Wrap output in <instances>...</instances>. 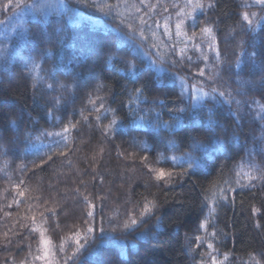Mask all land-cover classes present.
I'll return each mask as SVG.
<instances>
[{"label": "trees", "instance_id": "16d2710c", "mask_svg": "<svg viewBox=\"0 0 264 264\" xmlns=\"http://www.w3.org/2000/svg\"><path fill=\"white\" fill-rule=\"evenodd\" d=\"M247 3L66 0L0 30V264L42 237L69 264L77 233L70 264H264V6Z\"/></svg>", "mask_w": 264, "mask_h": 264}, {"label": "snow or ice", "instance_id": "6c2138e0", "mask_svg": "<svg viewBox=\"0 0 264 264\" xmlns=\"http://www.w3.org/2000/svg\"><path fill=\"white\" fill-rule=\"evenodd\" d=\"M77 2L79 3V2H81V0H77ZM92 3L95 4V0H92ZM255 3L256 4H259L261 6H264V0H255ZM7 6L8 5H5V7H7ZM209 6H211V5H209ZM196 7H201L202 8L203 5L202 4H197ZM100 10L103 11V8L101 7ZM241 15H242V19L247 22L246 23V29L247 30H250V31H254L255 30V27H254V18L257 17V14L256 13L249 14V13L245 12V13H242ZM259 21H264V16L259 17L257 22H259ZM176 27L179 30L180 24H177ZM201 31L210 32L211 30L205 28V29H202ZM199 75L201 77L204 76V69H201L199 71ZM261 83L264 84V80H262ZM48 87L51 88L52 85H48ZM139 91L140 90L137 89V92H139ZM211 92L212 93H216L217 92V89L213 88L211 90ZM203 95H209V93L204 92V90H203L202 87H197L195 85H193L191 87V98L193 100H196L198 98V96H203ZM219 96L220 97H224L225 94L223 92H220L219 93ZM55 102H56L57 105L60 104V100L58 98L56 99ZM89 102L92 103L93 105H95V103H96V101H89ZM101 108H103V105H101ZM96 111L99 113L100 109H96ZM105 111H107V110H105ZM181 111H184V110L181 109ZM100 118H101L100 115H97L96 119L97 120H100ZM84 119L86 120L87 117H84ZM111 123L113 125H115L116 124V121L113 120ZM13 124H15L14 121H13ZM165 124H166V122H165ZM72 127H75V126L72 125ZM17 131H18V129H17ZM68 131H69V127L68 126H65L62 129L61 132H58V133L48 132L47 135L48 136H61L62 134L68 133ZM25 135L27 136V133H25ZM209 139H211V137H209ZM4 140H5V129L0 128V141H4ZM53 143L54 144H58V141H53ZM194 146L195 147H199V148H204V144L202 142H195L194 141ZM0 150H2V145H0ZM50 159H51V157H50ZM145 159H147V158L145 157ZM173 159H175V157H173ZM190 167H191V165H190ZM153 171L155 172V178H156V180L159 181V180H163L165 178H168V180L170 181L171 176H172V173L171 172H165L164 169L153 170ZM180 175L181 176L187 175V170H185L184 172L180 173ZM237 175H239V173H237ZM21 183H23V182H21ZM237 183H239V180L237 181ZM20 195L23 196L24 193L21 192ZM221 197L223 199H226L227 198L226 195H224V190L223 189H221ZM85 200L87 201V198H85ZM92 207H93V205L89 204V208H92ZM157 207L158 206H157V204L154 201H146L145 204H144L143 210L139 213V216L140 217H144L145 215L153 214L154 209H156ZM253 211L256 212L258 210L257 209H253ZM87 215L89 217H94V213L92 211H89L87 213ZM109 223H111V221H109ZM137 223H138V219L137 218H134L133 216L130 215L128 217V219L123 224H116V225H114L111 228V231L112 232H116L118 229H120L122 231L125 230V229H130L133 226L137 225ZM101 225H103V220L101 221ZM200 227L203 228L204 227V224L201 223ZM92 231H93L92 227H88L86 229V233H91ZM105 232H106V229L103 226H101L100 227V233L101 234H104ZM76 237L77 238H76V241H75V251L71 255L66 256V262H69V264H70V262H74L78 258L79 251L85 246L84 244H82L80 242L79 233L76 234ZM196 239L199 242L201 240V237L198 236ZM85 243H87V241H85ZM208 247L211 248L212 245L209 244ZM59 251L61 253H63L65 251V246H64V243L63 242H62V244H61V246L59 248ZM261 255L264 256V253H262ZM81 264H82V262H81ZM212 264H219V262H217L215 259H213ZM255 264H262V261L261 260H257V261H255Z\"/></svg>", "mask_w": 264, "mask_h": 264}, {"label": "rangeland", "instance_id": "374dc122", "mask_svg": "<svg viewBox=\"0 0 264 264\" xmlns=\"http://www.w3.org/2000/svg\"><path fill=\"white\" fill-rule=\"evenodd\" d=\"M65 3L66 0H0V30H10L13 32L15 29L22 26V21L24 19L35 18L36 15H38V11H41V15L46 17L52 14L54 11H62L65 8ZM5 5L8 6L5 7ZM37 5H39V8H37ZM247 6L250 7L261 5L256 4L255 0H249ZM2 13H4V15H2ZM262 16L264 15H258V17ZM262 22L263 21L259 22L260 25ZM1 33L3 32H0V34ZM184 91L186 94L189 92L191 94V88L189 89L187 85L184 87ZM207 97L208 95L198 96L196 100L192 99L193 104L197 105ZM54 247L55 246L49 241L48 238L42 237L38 247H36V254H33V259H31L32 262L29 264H59L54 260L56 258Z\"/></svg>", "mask_w": 264, "mask_h": 264}]
</instances>
